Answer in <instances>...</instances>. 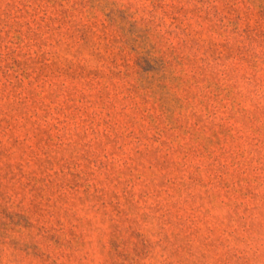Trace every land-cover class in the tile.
<instances>
[{"label":"rangeland","instance_id":"1","mask_svg":"<svg viewBox=\"0 0 264 264\" xmlns=\"http://www.w3.org/2000/svg\"><path fill=\"white\" fill-rule=\"evenodd\" d=\"M0 264H264V0H0Z\"/></svg>","mask_w":264,"mask_h":264}]
</instances>
